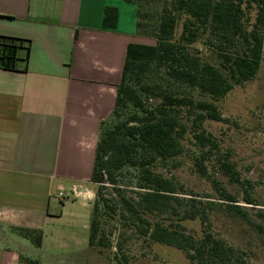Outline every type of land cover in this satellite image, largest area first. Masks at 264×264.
<instances>
[{
  "label": "trees",
  "instance_id": "1",
  "mask_svg": "<svg viewBox=\"0 0 264 264\" xmlns=\"http://www.w3.org/2000/svg\"><path fill=\"white\" fill-rule=\"evenodd\" d=\"M125 1L137 6V34L155 43H132L127 48L111 116L115 123L107 128L106 122L103 125L92 182L116 186L120 174L136 169V196L129 197L116 187L114 191L121 205L120 217L131 222L143 237L185 252L195 264H249L245 252L213 232L211 215L218 212L240 218L262 234L264 224L252 217L223 182L209 174L207 163L213 160L220 165L229 181L242 189L247 206L258 205L256 183L244 178L230 156L222 153L204 122L225 120L218 103L236 86L253 81L259 72L264 50V0ZM117 24L118 10L106 7L103 26L115 29ZM199 42L210 48L218 64L192 51ZM30 50V41L0 36V68L17 70L20 54L25 51L26 71ZM127 111L131 112L122 119ZM186 123H191V132ZM188 133L198 148L195 166L210 180L215 201L197 199L198 195L191 193L192 198L180 197V192L188 193L185 187L156 171L171 163L181 164ZM103 190L99 187L94 203L89 243L109 250L107 236L101 232V202L116 213L118 205H111L114 200L106 199ZM257 216L264 219V211L259 209ZM187 221H199L201 233L188 230L184 225ZM15 231L41 246V230Z\"/></svg>",
  "mask_w": 264,
  "mask_h": 264
},
{
  "label": "crops",
  "instance_id": "2",
  "mask_svg": "<svg viewBox=\"0 0 264 264\" xmlns=\"http://www.w3.org/2000/svg\"><path fill=\"white\" fill-rule=\"evenodd\" d=\"M136 24L125 0H0V36L31 43L26 71L25 51L0 68V264H103L89 243L92 174L127 48L153 44ZM18 228L41 230V246Z\"/></svg>",
  "mask_w": 264,
  "mask_h": 264
},
{
  "label": "rangeland",
  "instance_id": "3",
  "mask_svg": "<svg viewBox=\"0 0 264 264\" xmlns=\"http://www.w3.org/2000/svg\"><path fill=\"white\" fill-rule=\"evenodd\" d=\"M254 21L255 13L251 14ZM181 32V28L178 33ZM152 43H155L151 40ZM197 51V55L204 60L218 64L215 55L210 48L199 42L191 47ZM195 54V53H194ZM158 102L159 100H152ZM222 115L225 120L204 122L205 130L212 134L219 142L222 153L228 154L230 160L236 165L241 175L254 181L256 189L254 197L258 201L256 207L247 206L243 202L242 189L229 181L220 169V165L213 160L208 164L209 174H214L236 195L241 205L248 207L252 217L264 224V219L257 216L259 209L264 211V50L263 59L260 64L256 78L243 86H236L235 89L219 103ZM131 111L125 112L122 119H126ZM115 123L114 118L106 122V128ZM191 132V123H186ZM188 133V140L185 142L186 150L181 164L167 167H159L156 171L166 177L174 179L179 185L185 187L188 193L180 192V197L192 198L198 195L197 199L214 200L216 192L208 178L202 176L195 166L194 152L198 148L194 145L195 139ZM136 169H126L117 180L116 186L106 182L96 184L95 200L98 197L99 187H104L103 194L106 199L114 200L111 205L117 203V213L107 209L101 202L103 210L101 216V232H103L110 243V249L104 250L102 254L103 264H195L189 260L185 252L167 245L156 244L143 237L137 228L120 217L121 205L114 187L123 189L127 196H136L137 188ZM191 193V194H190ZM211 228L215 234L225 239L230 245L245 252V261L249 264H264V234L253 229L244 220L232 218L224 213H213L211 215ZM188 230L201 233L199 221L185 222ZM121 245V250L118 246ZM99 251V248L96 247ZM100 253V252H99ZM97 254V253H96ZM124 256L126 259H124ZM116 257L118 259H116Z\"/></svg>",
  "mask_w": 264,
  "mask_h": 264
}]
</instances>
